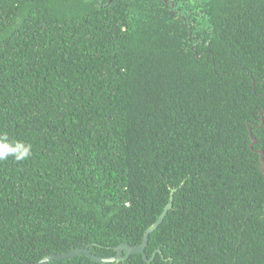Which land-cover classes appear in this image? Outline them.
I'll list each match as a JSON object with an SVG mask.
<instances>
[{"label": "trees", "instance_id": "obj_1", "mask_svg": "<svg viewBox=\"0 0 264 264\" xmlns=\"http://www.w3.org/2000/svg\"><path fill=\"white\" fill-rule=\"evenodd\" d=\"M263 111L264 0H0V264L138 246L172 190L108 264H264Z\"/></svg>", "mask_w": 264, "mask_h": 264}, {"label": "water", "instance_id": "obj_2", "mask_svg": "<svg viewBox=\"0 0 264 264\" xmlns=\"http://www.w3.org/2000/svg\"><path fill=\"white\" fill-rule=\"evenodd\" d=\"M264 114V111L261 113V115ZM264 124V119L262 118V125ZM250 129V137L252 140L251 148H253L257 144V139L253 135L252 128L249 127ZM260 154V160H261V170L262 173L264 174V151L260 150L258 151ZM176 190H172L171 192V197L170 201L165 207L163 213L159 217V219L150 227L147 229L144 235V240L143 242L138 245V246H131L128 243H124L120 245L119 247L116 248V254L114 256H109V257H101L93 254L89 248H81V249H75L71 252L68 253H63V254H50L43 258L41 261H39L37 264H48L52 261H57V260H66L70 259L73 257L77 256H87L90 258L92 261L96 263H102V264H108V263H114V262H123L129 259L131 255L134 254H141L144 258V260L147 263H151L154 261L156 254L159 252H155L152 258H148L146 254V248L149 242V236L155 232V230L164 222L166 216L168 215L169 211L173 209L174 206V194Z\"/></svg>", "mask_w": 264, "mask_h": 264}, {"label": "clouds", "instance_id": "obj_3", "mask_svg": "<svg viewBox=\"0 0 264 264\" xmlns=\"http://www.w3.org/2000/svg\"><path fill=\"white\" fill-rule=\"evenodd\" d=\"M30 154V145L16 142L13 146L7 142L6 136H0V160L13 156L15 160L22 161Z\"/></svg>", "mask_w": 264, "mask_h": 264}]
</instances>
